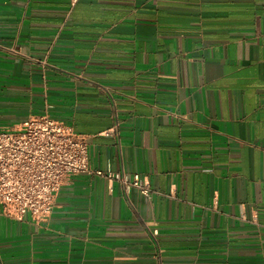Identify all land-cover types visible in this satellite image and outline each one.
I'll return each mask as SVG.
<instances>
[{
  "label": "crops",
  "instance_id": "1",
  "mask_svg": "<svg viewBox=\"0 0 264 264\" xmlns=\"http://www.w3.org/2000/svg\"><path fill=\"white\" fill-rule=\"evenodd\" d=\"M44 114L152 193L85 173L44 222L0 205V264H264V0H0V132Z\"/></svg>",
  "mask_w": 264,
  "mask_h": 264
},
{
  "label": "built area",
  "instance_id": "2",
  "mask_svg": "<svg viewBox=\"0 0 264 264\" xmlns=\"http://www.w3.org/2000/svg\"><path fill=\"white\" fill-rule=\"evenodd\" d=\"M120 124L115 113L104 135L120 136ZM85 173L118 180L127 198L132 187L144 198L152 193L139 174L129 180L123 168L107 174L93 170L88 138L48 114L30 117L18 130L0 132V205L10 217L30 215L37 222L46 221L61 188L73 176Z\"/></svg>",
  "mask_w": 264,
  "mask_h": 264
}]
</instances>
